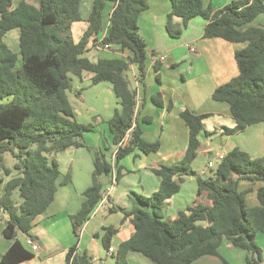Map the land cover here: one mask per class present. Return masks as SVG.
<instances>
[{
	"label": "trees",
	"instance_id": "1",
	"mask_svg": "<svg viewBox=\"0 0 264 264\" xmlns=\"http://www.w3.org/2000/svg\"><path fill=\"white\" fill-rule=\"evenodd\" d=\"M169 1L166 27L171 37L178 38L191 19L200 17L207 21L204 39L246 44L234 53L237 76L217 87L211 96L213 101L229 106L235 125L225 128V134L264 123V29L248 26L264 14V0L232 1L213 13L203 7L201 0ZM109 6L112 11L104 32L103 17ZM146 9V0H92L84 18L81 0H19L16 4L0 0V211L7 215L2 235L12 241L0 257V264H18L33 256L17 235L35 239L31 234L34 220L53 202L58 187L71 183L70 173L60 172L55 156L70 148H85L83 136L94 129L92 124L76 120L68 99L73 89L72 76L82 81L88 74L91 85H111L120 107L106 121L114 148L131 129L129 141L114 156L116 163L134 150L157 152L158 143L141 138L135 123L136 95L127 79L130 65H135L144 78L147 49L137 21ZM172 17L182 20V28L171 25ZM82 22L85 27L75 41L72 27ZM12 30L19 32L17 53L4 41ZM105 46L116 47L127 56L95 61L84 57L91 48ZM154 69L158 71L156 63ZM180 117L188 128L184 158L152 169L160 178L159 189L149 197L135 196L131 209L123 212L134 232L118 246L116 264H128L127 255L134 252L153 264H191L205 256L219 257L218 249L224 240L246 253L245 264H262L255 236H264V186L256 191L258 205L250 207L246 203L250 189L240 190L239 183L264 182V155L252 159L234 148L211 176L202 178L191 164L201 145L203 121L209 116L184 111ZM5 154L15 158L12 168L4 164ZM110 172L111 164L104 152L94 150L91 185L83 192L79 211L70 218L76 237L102 198L99 177ZM184 176L196 177V199L175 219L163 220V207L179 192ZM15 191L19 203L13 200ZM115 233V229H104L100 238L104 249H109ZM66 262L89 264L90 260L84 254L78 255L76 246H72Z\"/></svg>",
	"mask_w": 264,
	"mask_h": 264
},
{
	"label": "crops",
	"instance_id": "2",
	"mask_svg": "<svg viewBox=\"0 0 264 264\" xmlns=\"http://www.w3.org/2000/svg\"><path fill=\"white\" fill-rule=\"evenodd\" d=\"M18 1L13 0L14 4ZM201 1L203 7L210 9L212 13L232 3V0ZM90 2L92 5V0ZM146 3L147 9L141 13L137 21L139 34L149 49L146 55L145 74L141 79L137 67L130 65L127 79L130 89L136 95L135 123L141 132V138L148 143H158L159 148L157 152L149 154L134 150L116 163L113 158L116 147L112 145L109 131L101 129L102 134H98L94 128L92 131L94 141L92 139L93 142L90 141L89 145L83 136L86 147L70 152V160L63 165V174L70 173L71 183L58 187L53 202L33 222L31 234L35 238L33 241L38 245V250L32 251L26 244L28 237L20 233L17 235V240L33 255L18 264H71L66 262V255L72 246H76L78 255L84 254L89 258V264H116L115 252L118 246L127 241L134 232L130 219L125 218L123 212L131 209L135 196L149 197L159 189L160 178L151 171L152 169L161 165H173L184 158L188 145V128L180 117L184 111L209 116L203 121L204 131L199 136L201 145L191 164V169L197 175L208 161L215 159L217 154L226 155L234 148L246 152L252 159L264 155V123L227 135L225 128H233L235 125L229 106L211 99L217 87L237 76L234 53L243 49L246 44L229 43L219 38L204 39L203 32L207 21L200 17L191 19L178 38L171 37L166 27L167 17L171 11L170 1L146 0ZM91 5L86 10L85 18L90 12ZM111 11L112 8L109 6L104 13L103 22L106 27ZM262 15L248 26L264 29ZM171 25L176 29L182 28V20L172 17ZM84 27L80 28L79 36ZM16 41L17 36L13 35V46H16ZM6 44L9 47L10 44ZM120 53L116 47L111 46L109 49L91 48L88 52L94 61L127 56V53ZM160 57L163 60L159 59ZM155 63L158 65V71L154 69ZM93 86L113 99V101L106 99V104L103 105L98 92L92 102L94 106L90 107V112L96 119L105 123L120 107L110 84L100 83ZM76 93L80 95L78 91ZM74 113L77 117L75 110ZM100 124L97 123V126ZM87 147L104 152L106 161L111 164V172L99 177L101 193L109 188L113 180L116 184L107 196V207L98 211L94 209L76 237L70 218L80 209L84 200L83 192L91 185L93 171V155L86 150ZM106 149L108 151H105ZM214 162L217 166L218 162L215 160ZM117 175L119 178H116ZM262 186L264 182L239 183L240 190L250 189L246 196L248 206L258 205L256 191ZM196 193V177L184 176L179 192L167 200L163 207V220L175 219L179 211L195 201ZM6 221V213L0 211V257L12 243L2 235ZM106 228L116 230L109 247L113 250L112 256H109L108 250L103 248L100 240ZM234 249L236 248L224 240L218 249L219 257L205 256L191 264H223V261L234 264L232 259L228 258L229 255H233L237 264H245L246 253L239 249H237L239 252H234ZM127 263L153 264L136 252L128 253Z\"/></svg>",
	"mask_w": 264,
	"mask_h": 264
},
{
	"label": "rangeland",
	"instance_id": "3",
	"mask_svg": "<svg viewBox=\"0 0 264 264\" xmlns=\"http://www.w3.org/2000/svg\"><path fill=\"white\" fill-rule=\"evenodd\" d=\"M29 1H32V0H29ZM90 1L91 0H81L82 17L86 16V12H87L86 10L91 5ZM263 17L264 16L262 15V18ZM260 18H261V16H260ZM82 27H84V22H82L80 24L73 25L72 36H73V39L75 41L78 40L79 34L81 32L80 28H82ZM103 31L104 32L106 31L105 23L103 25ZM13 35L17 36L16 46L15 45L13 46ZM5 42L10 44L9 48L13 52H15V51L18 52V31L16 30V31L9 32L7 34V36L5 37ZM146 49H147V51H149L147 46H146ZM120 54H122V53H120ZM84 57L94 61L93 58L91 57V55H89L88 53H86L84 55ZM18 65H20V59L18 60ZM89 77H90V75L84 74L82 81H80L79 79H77L73 76L71 77L72 78L73 92L68 94V99H69L73 109L76 111V114H77L76 120L80 123H83V124H92L94 126V128L97 129L96 132L98 134H102L101 129L108 132L106 122L102 123L101 121H98V119H96V116L92 112H90V110H91L90 107L94 106V104L92 102L94 101L96 94L98 92L100 93L101 101H102L101 104H103V105L106 104V99H110L112 101H113V99L111 96L107 97V95H105L104 92L102 94L101 90L97 89L98 87L91 85V83L88 82ZM76 91H78L80 93V95H77ZM103 105H100V106H103ZM97 123H101V124L97 126ZM98 128H99V130H98ZM84 136H85L84 137L85 141H87L86 142L87 145H89V143H90V141H92V139L94 141V136H93L92 132L85 133ZM86 138H87V140H86ZM73 150H75V149L70 148L65 153H59L55 156V159L58 162V165L60 168L59 170L62 174H63V165H64V163H66L67 161L70 160V157H71L70 152H72ZM86 150H88V152L93 155L94 147H92V148L87 147ZM3 158H4V164L9 168H12L16 162L15 158L10 156L9 154H5ZM15 175H16V173H12L11 176H15ZM13 200L15 201V203L20 202L17 191H15L13 193ZM255 242H256L257 246L261 249L262 258L264 259V237L261 234L257 233L255 236ZM234 252H239V250L234 249ZM228 258L232 259V261H233L232 263L237 264V261L234 260L233 255H229Z\"/></svg>",
	"mask_w": 264,
	"mask_h": 264
},
{
	"label": "built area",
	"instance_id": "4",
	"mask_svg": "<svg viewBox=\"0 0 264 264\" xmlns=\"http://www.w3.org/2000/svg\"><path fill=\"white\" fill-rule=\"evenodd\" d=\"M232 1H236V0H232ZM103 48H104V49H109L110 46H105V47H103ZM192 50L194 51V49H192ZM159 59L163 60L162 57H160ZM130 136H131V129L127 132L126 136L121 140L119 146L116 147L115 152H114V154H113V158H114V156H115V154H116L118 148H119L120 146L122 147V146H124L125 144H127V142H128L129 139H130ZM224 157H225L224 154H217L214 160L217 161L218 163H220V162L223 160ZM214 160H212V161H208V162L206 163V165L204 166V168H203L202 170H200V172H199L200 177H202V178H206V177H209V176L212 175V173L214 172L215 168L217 167V166L215 165ZM115 184H116V182H115V180H113L112 183H111V185L109 186V188H108V189L102 194V198H101V200L99 201V203L97 204V206H96V208H95L96 211H98V210H103L104 208L107 207V200H106V199H107V196H108L109 192H110L113 188H115ZM26 244H27L28 246H30V248H31L32 251H37V250H38V245H37L36 242H34L32 239L28 238V239L26 240ZM108 254H109V256H112V255H113V250H112V248H109V249H108Z\"/></svg>",
	"mask_w": 264,
	"mask_h": 264
}]
</instances>
